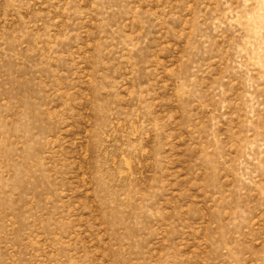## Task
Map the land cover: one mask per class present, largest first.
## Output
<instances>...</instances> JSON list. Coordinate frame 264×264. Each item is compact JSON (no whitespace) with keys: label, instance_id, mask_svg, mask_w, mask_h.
<instances>
[{"label":"rangeland","instance_id":"1","mask_svg":"<svg viewBox=\"0 0 264 264\" xmlns=\"http://www.w3.org/2000/svg\"><path fill=\"white\" fill-rule=\"evenodd\" d=\"M0 264H264V0H0Z\"/></svg>","mask_w":264,"mask_h":264}]
</instances>
